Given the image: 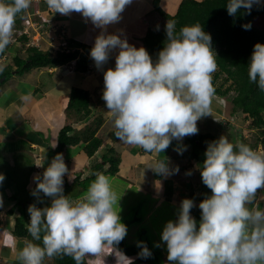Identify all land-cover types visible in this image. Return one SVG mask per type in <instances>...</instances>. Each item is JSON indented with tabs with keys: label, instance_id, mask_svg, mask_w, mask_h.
<instances>
[{
	"label": "clouds",
	"instance_id": "obj_1",
	"mask_svg": "<svg viewBox=\"0 0 264 264\" xmlns=\"http://www.w3.org/2000/svg\"><path fill=\"white\" fill-rule=\"evenodd\" d=\"M131 3L132 0H0V53L12 42L14 34L26 37L27 41L22 40L26 41L24 53L27 48L41 49L40 41L48 36L51 47L46 50L76 51V57L67 64L76 69L77 61L83 57L87 59L83 73L88 74L94 68L100 69L108 62L110 53L118 49L115 67L103 72L102 91V99L116 130L115 136L124 144L159 154L173 140L181 141L197 134V121L210 115L217 56L210 34L199 23L184 26L177 32L176 21L159 14L154 7V13L166 22L156 30L147 29L142 37L144 47L129 44L126 38H121L122 32L120 35L106 34L107 26L118 23L121 13ZM260 3L261 0H228L226 9L230 16H236L241 8L250 13L253 6ZM73 12L101 29L90 52L81 46L69 48L67 45L68 26L57 20L59 14L67 16ZM18 16H21L20 28L15 27ZM28 19L39 22V31L26 25ZM242 27L250 30L251 25ZM163 28L167 43L153 61L145 49L144 40L149 30L160 33ZM37 32L40 34L35 40L33 36ZM60 35L63 40L58 39ZM2 70L3 66H0ZM248 78L264 92V44L253 46ZM227 116L228 119L219 121L225 126L232 125V118L236 116L246 124L250 122L243 113L240 115V111ZM69 134L72 135V131ZM259 145L252 148L242 142L233 144L224 135L208 143L199 171L202 183L211 190V195H206L198 204V223L191 215L196 206L194 201L184 198L176 220H169L163 226L161 241L166 245L170 264H264V209L249 207L257 192L264 189V152L255 150ZM52 147H56V143ZM176 150L181 152L179 148ZM167 159L154 160L150 169L161 176L177 173L178 166L169 168ZM46 160L45 150L40 163L36 164L44 171L33 177L36 187L32 195L43 203L40 198L43 193L50 203L44 207L33 203L28 207V233L32 240H26L25 246L17 253L21 264H44L45 258L61 255L71 256L75 264H84L87 254L95 256L106 245L114 248L119 244L127 235V226L119 215L121 195L118 197L113 190L110 177L96 174L86 194L73 201L64 194L63 177L69 174V169L63 155L57 153L44 167ZM4 179L0 173V183ZM5 234L7 241H13L12 232ZM33 241H42V246ZM137 245L141 249L140 258L151 257L152 253L144 242H137Z\"/></svg>",
	"mask_w": 264,
	"mask_h": 264
},
{
	"label": "crops",
	"instance_id": "obj_2",
	"mask_svg": "<svg viewBox=\"0 0 264 264\" xmlns=\"http://www.w3.org/2000/svg\"><path fill=\"white\" fill-rule=\"evenodd\" d=\"M165 1L168 2V5L173 3L177 6L180 0H161L160 6L163 10ZM261 3L264 4V0H261ZM37 7L39 6L37 5ZM175 12L176 8L169 11L168 14L174 15ZM71 14L74 15L72 17L63 16L62 18L59 14L58 23L68 26L69 34L74 40L84 41L82 43L87 42L86 44L92 47L101 29L95 27L91 21H85V18L79 16V13L73 12ZM121 17L118 23L107 26L106 34L120 35L122 32L121 38H126L128 43L135 47H141L143 46L142 37L148 29L147 25H157V17L159 16L154 13L152 0H132V3L126 6L121 13ZM131 25L133 27L130 29ZM20 26L16 22L15 27L20 28ZM47 39L48 41L44 39L40 41L42 50L51 47L48 36ZM22 40L27 41L26 37H17L14 34L12 42L3 53H0V66H6L3 70L10 66L15 68L13 58L22 53L20 50L26 42ZM45 45L47 47L44 48ZM117 53L118 49L113 50L108 62L100 69L94 68L89 76L76 71L72 64H66L33 70L24 75L12 73L0 87V173L5 176L4 181L0 183V197L3 199V206L0 207V259L2 258L3 261L0 260V264H21L17 259V253L25 246V240L16 238L15 245L12 246L11 250L8 246L10 242L7 241L5 234L11 232L14 225L15 213L12 215L11 210L16 205V199L13 197L19 195L21 198H25L30 191L35 189L33 177L37 174L42 175L44 171L42 167L36 168V164L40 163L41 156L46 150L47 160L44 167H47V163L53 158V156L50 157V154L54 149L52 146L57 144L58 132L66 124L71 125L72 134L87 127L90 130L96 128L95 137L102 142L91 157L84 153L81 144L68 148L63 154L64 163L69 169V174H65L63 177L64 194L73 201L86 194L89 186L85 184L95 180L96 174L99 173L123 180L125 184L121 194L125 193L124 196L134 189L150 192L152 187L158 185L165 191L163 194L165 200L174 206H180L181 202L174 199L176 191L183 195V198H188L191 190L195 197L199 195L198 173L201 166L199 162H196L199 163V168H195V161L186 155L190 148L187 138L190 136L184 137L181 141L173 140L170 146L159 154L147 153L138 146L124 144L115 136L116 130L102 99V91L104 88L103 72L108 68L115 67ZM73 70L75 72H72ZM72 87L85 89L91 96L90 115L82 121H78L75 116H67L66 109ZM223 98L227 99V97H219L218 94H214L210 115L197 121L198 133L195 136L211 132L207 130L208 124H219L221 119H227L226 115L232 116V104H228L229 99H227L226 104L221 102ZM240 115H242L241 112ZM226 125L224 130L228 131L231 124ZM222 135H224L223 130L220 131L218 139ZM232 138L231 135L230 139ZM232 143L236 144L233 141ZM185 146L186 150H184ZM178 148L181 149V152L176 150ZM110 149H113L120 158L119 169L114 176L106 173L108 165L100 167L103 156ZM164 157L168 158L166 163L169 168L177 167L172 164L178 165L179 171L177 173L161 176L150 169L154 160H163ZM7 170L11 172L13 180L20 183L21 193L17 192L15 183H12L8 173H6ZM189 172L190 175L187 174ZM26 180L24 189L23 184ZM149 183H154L151 188ZM72 190L74 191L72 192ZM40 198L44 203L42 206L37 205V207H44L50 203L49 198L45 197L43 193H40ZM255 200H258L261 203L260 208L264 209V189L257 192ZM253 204L249 207L256 206ZM29 205L26 208L27 212ZM118 205L120 204L118 203ZM46 260L49 258H45L44 264H46Z\"/></svg>",
	"mask_w": 264,
	"mask_h": 264
},
{
	"label": "trees",
	"instance_id": "obj_3",
	"mask_svg": "<svg viewBox=\"0 0 264 264\" xmlns=\"http://www.w3.org/2000/svg\"><path fill=\"white\" fill-rule=\"evenodd\" d=\"M160 0H152L154 10L163 15L167 19H174L176 21L177 32L184 26H190L195 23H199L203 30L210 34L212 40V47L216 53L217 71L213 74V86L215 93L219 96L227 97L231 101L233 114L236 111L243 113L246 120H249L248 126L254 128L257 136L255 141L249 142L242 138L239 143H245L254 148L258 143L264 147V92H262L256 84L251 83L248 78V63L250 60L253 46L256 43L264 44V29L254 26V20L264 15V4L260 3L254 5L251 12H246L241 8L236 16H230L227 13L226 5L228 0H180L176 6V12L174 16L165 14L159 7ZM21 16L17 17L16 22H19ZM250 24V30H245L242 25ZM67 45L69 48L84 47L87 52H90L92 47L83 45L72 38L69 32L65 35ZM164 28L158 32L149 30L144 40L145 49L153 59L156 60L158 52L163 48L165 41ZM77 55L76 51L67 52L64 50L53 51L41 50L39 48H27L24 56L21 54L13 58L12 66L4 69L0 74V87L6 82L9 75L14 71L16 74L23 75L33 70H40L51 67H58L72 61ZM87 68V59L80 57L77 61L76 70L85 72ZM224 75V78H221ZM220 79L222 83L219 87H215V82ZM2 80V81H1ZM228 84V86H226ZM234 92L233 96H230V92ZM91 96L90 93L82 88L72 87L69 94L67 115L72 114L84 120L91 112L90 109ZM72 131L70 124H66L59 130L57 135L56 147L52 150L50 157L55 156L57 153L62 155L70 147H76L83 145V151L91 157L98 150L101 145V140L95 137L97 129L90 130L89 127L84 130L70 135ZM218 140L214 133L208 132L200 135H192L187 138V143L190 148L186 152L187 157L191 160L200 162L202 168V162L205 159L204 153L207 145L211 141ZM120 164V158L113 149L108 150L102 158V164L108 165L106 173L110 176L117 174ZM12 183H15L17 192L22 191L20 183L13 180V176L9 170L6 171ZM199 184L200 192L197 197L193 195L191 190L189 199L194 201L196 205L191 210V215L196 219L197 223L200 220V209L198 207L199 202L205 198L206 195H211V190L208 189L201 180L200 172ZM27 180L24 182V189L26 187ZM27 197V198H26ZM25 198L21 196H14L16 199V205L11 210V214L14 215V225L11 230L12 234L19 239L25 241H31L32 237L28 233L29 227V213L26 208L28 204L35 203L36 206H42L44 203L37 201V198L32 195L30 191ZM125 223V225H127ZM140 242H144L152 255L149 258H140L138 253L141 251L138 245H128L125 238L114 248H111L109 254L115 251L119 254H123L128 261L125 264H163L161 259V253L151 247V243L148 239H142ZM33 243L41 244L42 241H33ZM107 246V245H106ZM50 260V259H49ZM52 264H75V261L71 256L61 255L51 258ZM84 264H88L86 259Z\"/></svg>",
	"mask_w": 264,
	"mask_h": 264
},
{
	"label": "rangeland",
	"instance_id": "obj_4",
	"mask_svg": "<svg viewBox=\"0 0 264 264\" xmlns=\"http://www.w3.org/2000/svg\"><path fill=\"white\" fill-rule=\"evenodd\" d=\"M171 3L168 5V2H164V10L169 13V11L175 10L176 5ZM43 8V7H42ZM44 9V8H43ZM74 14L67 15L68 17H72ZM66 17L65 15L61 14L62 17ZM81 16V14L79 15ZM174 16V15H173ZM157 25H152L147 27L153 30H156L159 28L160 24H163L166 22L165 19H159L157 17ZM44 20V19H42ZM89 22L90 20H85ZM59 24L56 26L58 27ZM130 25V24H127ZM254 26L257 28L264 29V15L257 17L254 20ZM133 26H130V29ZM46 28V26H43V30ZM50 39V38H49ZM45 41H48L47 37L44 38ZM82 41V40H81ZM84 42V41H82ZM58 43V42H56ZM87 43V42H85ZM56 45V44H55ZM47 47L46 45L44 48ZM48 48V47H47ZM22 53H20L22 56H24V47L20 50ZM4 66L3 68H5ZM15 69V68H14ZM72 72H75L74 70ZM215 73V72H214ZM213 73V74H214ZM13 74L16 75V73L13 71ZM26 74V73H24ZM23 74V75H24ZM92 73L85 74L86 76L91 75ZM12 75V74H11ZM9 75V77L11 76ZM221 78H224V75H222ZM222 83V81L218 78L215 82V87H219V85ZM228 86V84L226 85ZM234 92H230V96H233ZM226 101H228L226 98H223L221 102H224L226 104ZM230 101V100H229ZM228 104L230 105L231 101ZM223 104V103H221ZM229 108V107H228ZM227 119L229 118L227 115L225 116ZM232 125L228 128V131L224 130L225 124H208L207 130L213 132L216 137L218 138V135H220V131L223 130L224 135L226 134L228 138L230 139V136L232 135L233 138L230 139V141L234 143H239L242 138L244 140L246 139L249 142H254L255 137L257 136V133L254 128H251L248 126V124L245 123V121L240 117L236 116L232 118ZM253 129L254 131H252ZM40 137V136H39ZM173 166H178L176 164H172ZM195 168H199V163L194 164ZM37 167V166H36ZM39 169V167H37ZM112 188L117 194V196L121 195L120 197V212L119 215L121 216V222L127 223V235L125 236L126 243L128 245H137V242H140L142 239H148L151 243V247L161 253V259L163 264H170V262L167 261V249L164 242L161 241V232L163 229V226L165 223L169 220L175 221L177 218V212L179 209V206H174L170 204L167 200H165L163 194L165 191L161 188V186H154L151 188V186L154 184L149 183L150 192H144L140 190H130L129 192L121 194V190L125 184L123 180H120L118 178L110 177ZM93 181L87 182L85 185L90 186ZM84 185V186H85ZM74 190H72L73 192ZM159 192V193H158ZM27 196V195H26ZM118 196V197H119ZM123 196V197H122ZM184 196L181 195L178 191H176L174 199L179 200L180 202ZM260 202L258 200H255L254 206L260 207ZM252 205V206H253ZM16 238L13 236V241H10L9 248L12 250V246L15 245ZM159 244V247H156L155 245ZM111 251V248L109 246H105L101 253L98 255L92 256L91 254H87L86 262L88 264H125L128 261V258L122 256L121 254L117 252H113L112 255L109 254ZM0 260L3 261L1 258ZM50 260H46V264H52Z\"/></svg>",
	"mask_w": 264,
	"mask_h": 264
},
{
	"label": "built area",
	"instance_id": "obj_5",
	"mask_svg": "<svg viewBox=\"0 0 264 264\" xmlns=\"http://www.w3.org/2000/svg\"><path fill=\"white\" fill-rule=\"evenodd\" d=\"M33 1H43V0H32V2ZM44 1H46V0H44ZM37 13H39V11H37ZM26 25L27 26H31L34 31L35 30H38L39 31V28L41 27L40 24H39V22H37V21L36 22H31L30 19L26 20ZM25 32H27V34L29 35V32L27 30ZM38 34H40V33L37 32L36 35L33 36V38L35 40H38V36H39ZM63 38H64L63 35H60L58 37V39H60V40H63ZM255 150H257L259 152H264V148L261 145H259Z\"/></svg>",
	"mask_w": 264,
	"mask_h": 264
}]
</instances>
